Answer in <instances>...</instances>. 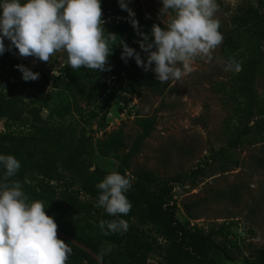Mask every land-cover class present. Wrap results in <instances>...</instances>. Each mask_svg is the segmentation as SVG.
<instances>
[{"label": "trees", "instance_id": "trees-1", "mask_svg": "<svg viewBox=\"0 0 264 264\" xmlns=\"http://www.w3.org/2000/svg\"><path fill=\"white\" fill-rule=\"evenodd\" d=\"M101 9L104 28L117 35L115 42L122 39L144 58L137 43L141 37L128 22L127 12L119 7L118 0H101ZM132 9L140 31L148 33L150 39L153 24L164 28L169 23L163 24L146 16L142 8ZM105 17H110L111 21ZM4 42L7 47L9 41L5 39ZM263 44L264 0H260L256 6L241 7L227 30L228 51L241 66L239 72L230 71L231 83L227 90L233 103L228 119L232 133L230 148L237 147L252 133L264 140V98L256 90L257 72L264 60ZM15 52L13 48L0 55V77L6 76L8 80L0 88V118L5 119L6 126V130L0 131V154L14 155L21 164L8 183L19 181L30 201L43 202L46 214L53 217L59 230L89 246L106 264H146L148 255L159 252L165 264H217L215 254L221 251L230 257L226 247L216 240L215 230L207 232L197 224L178 218L173 193L179 178H163L148 170L128 172L131 160L155 127L154 118H138L140 131L124 154H120L126 146L122 130L108 134L103 140L97 138V141L88 135L90 121L93 123L97 118L104 121L108 111L100 113L89 109L84 122L79 118L85 117L86 109L79 105L80 99L91 106L105 94L108 102H112L118 94H134L144 86L159 90L161 84L152 71H144L134 59L129 58L127 63L121 60L119 45L114 46L108 58L110 71L71 69L67 66L66 54L58 68V76L54 77L49 71L42 72L19 62ZM18 64L38 72L39 78L25 82L15 67ZM106 74L111 77L109 81L102 80ZM26 88L31 94L29 100L24 94ZM44 108L48 109L45 119L40 115ZM27 114L41 123H31L28 133H13L12 127L28 124L25 121ZM103 121L99 123L102 128ZM91 131L96 132V129ZM97 154L118 159L116 169L95 165ZM93 166L95 170L90 172L89 168ZM111 172L130 176L133 181L127 193L131 211L122 218L133 219L138 225L153 226L158 234L155 240H150L145 232H134L136 227L107 236L100 230L101 221L118 219L96 206L98 190L95 185ZM200 172V168L194 169L193 179ZM2 177L3 169L0 168ZM25 179L29 183H24ZM58 238L72 249L66 264H99L85 250L67 239ZM246 264H264V247L257 251L254 260L248 258Z\"/></svg>", "mask_w": 264, "mask_h": 264}, {"label": "rangeland", "instance_id": "rangeland-1", "mask_svg": "<svg viewBox=\"0 0 264 264\" xmlns=\"http://www.w3.org/2000/svg\"><path fill=\"white\" fill-rule=\"evenodd\" d=\"M259 1L216 0L218 7L214 18L220 22L223 44L211 51V59L197 58L192 65L194 70L180 81L160 83L159 90L144 86L134 94L120 93L112 102H108L106 94L91 106L82 99L79 101V105L86 108L85 117H79L82 122L88 118L89 109L100 113L108 111L104 121L100 118L93 123L90 121L88 135L97 141V138L103 140L108 134L122 130L126 146L120 154L128 152L140 131L138 118L151 116L155 119L154 129L131 160L128 172L148 170L163 178L180 179L173 193L178 205L177 216L182 222H192L207 232L211 229L217 232L216 240L230 255L227 257L222 251L216 253L217 264H246L248 258L254 260L257 251L264 247V140L252 133L237 147L228 146L232 136L228 119L233 103L227 93L230 71L224 70L229 60L235 58L226 45L233 16L241 7L256 6ZM128 6L142 8L146 16L163 24L173 15L171 11L160 12L161 0H128ZM105 20L109 22L111 18L105 17ZM16 57L19 62L42 72L49 71L54 77L58 76L66 53H57L49 62L31 56ZM110 79L108 74L102 76V80ZM7 83L6 76L0 77V88ZM256 90L264 98V60L257 72ZM24 94L26 100L31 98L28 88L24 89ZM40 115L45 119L48 109H42ZM32 118L27 114L28 124L12 127L13 133H28L30 124L37 122ZM102 121L104 128L99 125ZM5 128V119L0 118V131ZM92 128L96 132L91 131ZM96 156L94 164L103 168L116 169L119 164L114 156ZM197 168L201 169L200 175L193 179L191 173ZM122 219L128 223V229L136 227L134 232H145L150 240L158 237L153 226ZM146 264L165 263L159 252L148 255Z\"/></svg>", "mask_w": 264, "mask_h": 264}, {"label": "clouds", "instance_id": "clouds-1", "mask_svg": "<svg viewBox=\"0 0 264 264\" xmlns=\"http://www.w3.org/2000/svg\"><path fill=\"white\" fill-rule=\"evenodd\" d=\"M161 4L160 12L171 11L173 17L164 28L153 24L150 39L140 31L128 0H118L141 37L137 43L145 54L142 58L122 39L115 42L117 35L104 28L101 0H0V55L15 48L14 54L20 57L49 62L57 53H66L71 69L104 72L111 70L108 58L119 45L125 63L134 59L160 83L180 81L194 70L197 58L211 59V51L223 44L220 22L214 18L218 6L216 0H161ZM15 67L25 82L39 78L38 72L22 64ZM224 70L239 72L241 66L230 59ZM20 167L14 155L0 154V264H66L72 249L58 238L57 224L46 214L43 202L30 201L19 181L7 182ZM94 170V166L89 168ZM132 182L130 176L119 172L107 174L95 185L96 206L112 217L127 216L132 207L127 198ZM99 228L107 236L126 232L128 223L112 219L101 221Z\"/></svg>", "mask_w": 264, "mask_h": 264}, {"label": "water", "instance_id": "water-1", "mask_svg": "<svg viewBox=\"0 0 264 264\" xmlns=\"http://www.w3.org/2000/svg\"><path fill=\"white\" fill-rule=\"evenodd\" d=\"M57 235L64 238V239H67L68 241L72 242L76 246L80 247L81 249H83L86 252H88L89 254H91L99 264H106L105 261L93 249H91L89 246L82 243L81 241L75 239L74 237L62 232L58 228H57Z\"/></svg>", "mask_w": 264, "mask_h": 264}]
</instances>
